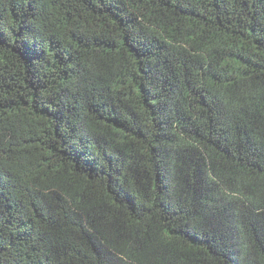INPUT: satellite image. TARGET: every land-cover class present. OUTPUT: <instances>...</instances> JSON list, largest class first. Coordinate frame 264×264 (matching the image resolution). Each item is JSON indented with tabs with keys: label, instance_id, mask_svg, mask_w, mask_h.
<instances>
[{
	"label": "trees",
	"instance_id": "obj_1",
	"mask_svg": "<svg viewBox=\"0 0 264 264\" xmlns=\"http://www.w3.org/2000/svg\"><path fill=\"white\" fill-rule=\"evenodd\" d=\"M0 264H264V0H0Z\"/></svg>",
	"mask_w": 264,
	"mask_h": 264
}]
</instances>
